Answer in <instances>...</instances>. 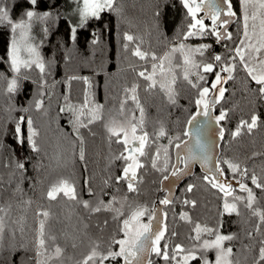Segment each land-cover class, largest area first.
<instances>
[{"label":"trees","instance_id":"obj_1","mask_svg":"<svg viewBox=\"0 0 264 264\" xmlns=\"http://www.w3.org/2000/svg\"><path fill=\"white\" fill-rule=\"evenodd\" d=\"M65 1L38 0L33 6L29 0H4L3 4L9 9L13 22L26 19L24 14L28 10L41 14L52 13L51 17L43 19V38L39 43V53L45 64L43 73L35 64L31 68H21L19 74L12 72L8 52L13 33L10 25L0 24V73H3L0 77V178L3 180L0 185V203L11 205L6 219L10 228L17 229L14 242L9 241L6 234V247L8 243L23 244L28 248V256H33L39 220L43 218L37 213L47 211L49 216L45 233L49 251L55 245L64 249L63 256L54 264H77L88 254L93 244L98 243L104 250L114 238L121 239L123 233L120 231V221L127 218L138 205H145L149 209L155 207V214L160 210L163 215L167 213L164 215L165 239L161 240L160 246L163 248L167 241L169 256L176 244H181L185 249L193 248L196 243L192 239L195 236L194 229L199 224L202 228L217 229L221 234H236L237 239L225 241V247L232 246L241 264H251L255 252L246 251L244 245H256V241L261 238L257 236L253 241L247 239V233L258 222L251 210L246 209L241 202L238 204L239 215L223 213L224 194L203 180V176L209 174L198 167L194 175L178 188L172 204L162 205L159 203L165 198L160 184L162 176L150 164L155 149L167 145L169 138L177 134H181L182 139L186 138L182 135L187 127L186 122L198 110L194 101L199 90L192 87V83H197V72L205 77L199 84L210 88L208 99H212L214 90H211V84L220 70V63L214 64L211 73L204 72L202 67L196 69L191 64L185 65L183 60L187 49L201 44L211 45L203 56L189 53L190 60L200 65L213 63L215 55L226 58L229 55L227 49H232L239 41L240 20L237 19L229 29L231 41L218 43L214 35L185 40L187 25L191 21L182 0H117L119 12L106 10L101 13L99 20L90 19L84 27L77 28L76 40L72 41L70 29L79 22L70 20L65 11ZM232 7L239 18V0H232ZM205 23L210 25L207 19ZM126 33L132 35L134 40L127 41ZM94 34H98L97 43H93L96 39ZM181 43L185 45L183 52L170 51ZM137 46L142 52L148 53L144 59L133 55ZM153 54L157 58L167 54L162 67L160 59H152ZM224 62H227L226 59ZM153 64L157 65L154 75L157 84L149 89L150 81L139 76V73L143 71L146 76L153 74ZM185 70L189 73L187 80L184 78ZM220 74L222 77L227 76V73ZM232 75L234 78L222 85L226 89L225 96L214 109L215 116L219 115L221 109L228 111V118L221 122L224 137L219 159L239 162L241 168L246 166L249 174L254 171L264 181V155H254L264 154V100L252 91L255 85L250 83L239 64ZM12 76H18V88L10 94L7 84ZM161 83L174 89L175 105L168 102L164 90L159 87ZM133 85L139 86L137 95L144 108L143 129L149 136V143L144 149L146 156L140 157L145 166L137 172L138 193H129L125 181L116 183L110 179L122 175L125 162L117 157L124 151V146L117 142L115 136L110 138L106 127L110 122H114V126L116 123H129L133 111L136 119H139V110L134 109L130 100L124 112L120 111L121 101L126 96L125 90ZM41 99L43 107L38 110L35 103ZM97 104L103 105L101 119L89 124V110ZM23 108H28V111H21ZM61 108L65 110L61 112ZM252 114L260 115L259 126L251 133L242 131L239 137L232 138L231 132L235 131L239 121L249 120ZM20 117L31 118L33 127L39 132V153L30 150L26 139L23 146L19 145L14 129ZM77 117L81 123L88 125L79 129L80 136L84 138V160L79 159L80 144L73 132V124L69 123ZM161 125L166 135L158 137ZM21 131L25 137L28 135L26 124H21ZM138 131L142 135L139 127ZM175 154L176 149L173 147L170 149L173 163ZM24 157H30V163L25 165L27 171L21 173L15 169L14 162ZM220 167L224 169V179L232 184L229 202H232V197H245L247 193L239 188L241 176L237 173L233 179V173L224 163ZM60 180L75 184L77 201L62 196L56 200L47 197L50 187ZM243 182L255 192L254 208L264 209V191L256 189L249 177H244ZM18 184L22 194L16 192ZM189 184L195 186L192 192L186 191ZM89 188L93 195H89ZM112 196L117 197L114 208H121V202L127 198L122 208L124 216L117 220L113 219L116 215L113 211L90 212L78 202L89 200L95 206L97 200L108 203ZM185 199L195 200V206L183 204ZM181 213H187L190 219H182ZM143 219L147 222L148 216ZM20 227L23 228L22 234L19 232ZM261 231L264 233V226ZM209 237L213 236L201 233L202 240ZM113 247L118 250L115 245ZM22 255L24 253L15 252L10 256L5 250L0 253V264H17ZM207 257L213 260L214 250L208 251ZM151 259L153 264H166L155 253ZM113 264H123V261L121 259ZM167 264H174V261L170 260ZM191 264L203 262L195 260Z\"/></svg>","mask_w":264,"mask_h":264},{"label":"snow or ice","instance_id":"obj_2","mask_svg":"<svg viewBox=\"0 0 264 264\" xmlns=\"http://www.w3.org/2000/svg\"><path fill=\"white\" fill-rule=\"evenodd\" d=\"M31 5H36L38 0H29ZM78 4L76 10L79 15V24L71 27V39L76 40L77 28H82L90 19L99 20L101 18V13L107 11L119 12L116 7L117 0H75ZM241 8V16L238 18L236 12L232 7V0H182L184 8L187 9L188 17L190 18V23L187 25V32L184 39L189 37H204L205 35H214L217 42L220 41H231L232 33L228 31V25L234 20H240V28L238 32L240 33V38L238 43L232 49H227L229 55L225 58L221 55H215L213 57V63H205L203 65L197 64L190 60L189 53H199L203 56L204 52L211 47L209 44H201L194 48L189 47L187 53L184 54V64H191L193 68L199 69L203 68L204 72L211 73L214 69V64L220 63V70L215 74V81L211 84V90H214L212 99L209 101V87H202L199 81L205 80V77L197 72L196 79L197 83H192L193 88H197L198 96L194 103L197 107L195 115H192L187 120V129L183 132V136L188 137L187 140L182 139L181 134H177L174 137L169 138L167 145L158 146L155 149L154 154L150 160L151 167L161 174L162 179L160 184L163 185L164 181L169 179V175L172 177L179 178L189 174L191 164L193 162L199 161L206 169L210 175H204L203 180L206 181L212 188L218 189L224 194L223 202V213L232 214L235 213L239 215L238 204L241 202L243 206L251 210L253 216L257 217V224L252 231L247 233V239L249 241L256 240L257 236L261 238L256 241V245L247 244L244 245V249L248 252H255V255L251 257V264H264V233L261 229L264 226V209L254 208V203L256 201V195L252 187H249L243 182L244 177H249L251 184L256 188L264 191V181L258 177L253 171L249 174L248 168L245 166L241 168L239 162L232 160L221 161L215 158L213 155V141L209 139V133L205 131V123L198 120V117H206L208 121H215L217 125L220 122L225 121L228 118V111L221 109L219 115L213 116L212 113L215 109L217 103L222 100L225 96L226 89L222 86L227 83L228 80L233 79V73L236 70L237 64L240 65L241 69L246 73V76L250 83L254 84L255 87L252 91L261 99L264 100V0H239ZM4 0H0V24H8L11 27L13 33L10 50L8 52V62L12 72L19 74L21 68H31L33 64L39 68L40 72L45 71V64L43 62L40 53L37 51L34 45H27L26 51L28 53V59H23L21 53L25 50L23 44V36L26 29H30L31 21L33 18L37 19H47L52 16L51 12L38 13L35 10H28L24 14L27 18L26 20L21 18L17 22H13L10 17L9 9L3 6ZM157 17L159 13L156 14ZM205 19L210 21V25L205 23ZM20 30L21 39H17V30ZM45 31H47L45 29ZM96 39L93 43L98 42V34H94ZM125 39L127 41H133L134 37L132 35L125 34ZM125 48L128 47L127 44L124 45ZM185 45L181 43L179 47H173L170 51L175 53L177 51H184ZM133 55L144 59L148 53L142 52L139 46L136 47ZM153 60L160 59L161 67L163 60L167 59V54L163 58H157L155 54L152 55ZM226 59L227 62H224ZM153 74L147 75L145 72L141 71L139 76L144 77L146 80L150 81L148 88L156 87L157 81L154 79L156 64H153ZM221 72L227 73L226 77L221 76ZM3 73H0V77ZM189 73L185 70L184 78L187 80ZM175 82L173 78L172 83ZM221 85L220 87H217ZM138 85H133L130 89H126L125 99L121 101L120 111L124 112L125 105L130 100L135 110H139L140 116L137 120L134 111L131 113L132 119L129 121L131 129V137L129 136L128 128L120 126L119 128L114 126V122L106 125L111 136H115L118 143H122L124 146V151L117 157L125 162V166L122 168V175L115 176L114 179L116 183L120 181H125L127 183V190L129 193H138L139 189L136 186L139 182L137 180V172L139 169L144 168V164L141 162L140 157L146 156L145 146L149 143L148 132L143 129L144 125V108L142 107L140 100L137 95ZM159 87L164 90L167 100L170 104H176V94L174 89L170 86L161 83ZM18 88V76H12L7 84V92L15 93ZM67 100V96L65 97ZM87 103V101H86ZM86 106V105H85ZM36 109H41L43 107V100H38L35 103ZM103 105H95L89 111L91 115L89 117L88 123L91 124L98 119H101V111ZM21 111L27 112L28 108L20 109ZM65 109L61 108L60 111L63 112ZM71 110V109H70ZM82 114V113H81ZM260 121V115L252 114L249 120L241 119L237 124L235 131L231 132L232 138L239 137L242 131H247L251 133L256 129ZM27 125L28 135L25 137L21 131V124ZM73 124V132L76 134L80 148H79V159L84 160V148L83 136H80L79 129L81 127H87V124L80 122L79 117L75 121H69ZM140 129L142 135H137V129ZM218 135L220 139L224 137V128L219 127L214 133ZM14 135L18 139L20 146H23L25 139L28 142V147L34 153L40 152V147L38 146L37 137L39 132L35 127H33V121L31 118L20 117L16 122ZM158 137H163L166 135L163 125H161ZM176 149L175 163L172 162L170 149ZM183 152V155L181 153ZM254 155H264V154H254ZM30 163V157H24L23 160H15L14 166L19 172L24 173L27 171L25 165ZM224 163L227 168L233 173V179H235V174L241 176V182L239 183V188L246 192L245 197H232V202L230 203L228 197L232 195V184L230 181L224 179V169L220 167V164ZM11 165H6L10 167ZM11 183V181H9ZM87 183V181H86ZM107 184V181H105ZM3 184L2 178H0V185ZM195 186L189 184L186 188L187 192H192ZM118 191V189H117ZM16 192L22 194V189L19 184L16 187ZM89 195H93L92 189H88ZM50 200H56L57 197L62 196L69 200L77 201L78 193L74 183H70L68 180H60L56 184H53L46 193ZM127 198L121 202V208H114L113 205L117 202V197L112 196L108 203H104L103 200H97L95 206L89 200H79L78 202L81 206L90 211L99 213L101 211H113L115 212L114 220L118 217L124 216L122 208L124 203H126ZM172 194L164 199L160 200L159 203L162 205L172 204ZM26 203H31L27 201ZM183 204H191L195 206L196 201H189L187 199L183 200ZM11 210V205H4L0 203V253L5 250L9 252V255H13L15 252H22L24 255L18 258L17 264H54L62 256L64 249L59 245H55L51 251L46 242L45 226L46 220L49 216L47 211H41L37 213L38 216L43 217L39 220L38 235L35 240V251L34 255L28 256V248L21 244L16 245L15 243H8L6 247V234L8 240L14 242L17 237V229L10 228L7 222L8 214ZM156 208L152 207L149 209L145 205H138L130 215L120 221L121 228L120 231L123 233V238L113 239L106 249L101 250L100 245L93 244L90 251L85 255L77 264H105L108 261L109 264H113L118 260L123 261V264H153L151 256L153 253L157 257H161L167 264L168 261H174V264H191L192 261L201 260L203 264H241V261L236 258L233 253L232 246L225 247V241H233L237 239L236 234H221L217 229H211L207 227H201L199 224L195 226L194 232L195 236L192 238L194 240V246L192 249H185L181 244H176L173 246L172 255L169 256L168 243L165 242L163 248L160 246L161 240L165 239L166 227H161V220L155 216ZM148 216V222H143V217ZM165 216L167 213L164 214ZM182 219H190L187 213H181ZM155 221V224L153 223ZM107 223V222H105ZM87 225H85V228ZM19 232L23 233V228H19ZM201 233H208L213 236V239H203L201 238ZM172 235H175L173 233ZM54 240V237H49ZM118 247L115 250L113 246ZM258 246V247H257ZM75 247V245H74ZM210 250L215 251V259L209 260L207 257V252ZM200 253L199 255L197 253ZM247 260V258H245Z\"/></svg>","mask_w":264,"mask_h":264},{"label":"water","instance_id":"obj_3","mask_svg":"<svg viewBox=\"0 0 264 264\" xmlns=\"http://www.w3.org/2000/svg\"><path fill=\"white\" fill-rule=\"evenodd\" d=\"M237 14V13H236ZM238 17V15H237ZM237 20H234L232 23H230L228 25V31L229 29L236 23ZM223 41V40H222ZM220 41V42H222ZM213 116H215V112L213 111L212 113ZM198 120H201L205 123V131L209 133V139L211 141H213V155L215 158L219 159L220 156V152H221V142L222 139L219 138L218 135H215L214 133L218 130L219 127H222L221 122L219 125H217L215 123V121H208V118L206 117H198ZM187 129V127H186ZM188 137H186L184 140H187ZM181 155H183V152L181 153ZM200 168L202 171L206 172L207 174H209L205 167L199 162H193L191 164L190 170H189V174L185 175V176H181L179 178L176 177H172L171 175H169V179L167 181H164L163 185H161V191L162 193L165 194V197L169 195V192H171L172 194V199H174V197L176 196L177 190L178 188L190 177H192L195 173L196 168ZM210 175V174H209ZM156 217H158L161 220V227H164V215L163 213L160 211H158V213L155 214ZM153 223L155 224V221H153Z\"/></svg>","mask_w":264,"mask_h":264},{"label":"rangeland","instance_id":"obj_4","mask_svg":"<svg viewBox=\"0 0 264 264\" xmlns=\"http://www.w3.org/2000/svg\"><path fill=\"white\" fill-rule=\"evenodd\" d=\"M65 11L67 12V14L69 15L68 17L70 18V20L73 23H77L79 22V15L77 14L76 10L78 8V4L75 2V0H66L65 1ZM239 15L241 16V8L239 9ZM239 16V17H240ZM27 19V18H26ZM25 19V20H26ZM241 26V24H240ZM43 30H44V23H43V19H37V18H33V20L31 21V27L30 29H26L24 36H23V44L25 46V50L22 51L21 56L23 59H28V53L26 51V46L27 45H34L37 49V51L39 52V43L42 41L43 38ZM17 39L20 40L21 39V35H20V30H17ZM264 55V54H262ZM120 126H124L126 128H128L129 130V136L131 137V129H130V125L129 123H116L115 127L119 128ZM137 135H141L140 132L137 129ZM144 223H147L144 219H143ZM123 238V237H121ZM214 237H209L207 239H213ZM225 243V242H224ZM214 259H215V251H214ZM213 259V260H214ZM106 263V261H105Z\"/></svg>","mask_w":264,"mask_h":264}]
</instances>
